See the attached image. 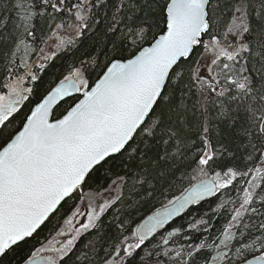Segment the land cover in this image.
<instances>
[{
    "label": "snow or ice",
    "instance_id": "obj_1",
    "mask_svg": "<svg viewBox=\"0 0 264 264\" xmlns=\"http://www.w3.org/2000/svg\"><path fill=\"white\" fill-rule=\"evenodd\" d=\"M2 8L15 19L8 29L0 16V261L46 228L51 236L56 218V235L17 264H264V0ZM89 33L94 51L67 74L52 71L38 92L42 74ZM98 177L106 183L93 188ZM185 178L190 187L173 195ZM218 193L230 219L216 236L169 248L178 227L148 247L173 217ZM158 199L166 203L137 223ZM200 223L188 227H213Z\"/></svg>",
    "mask_w": 264,
    "mask_h": 264
},
{
    "label": "trees",
    "instance_id": "obj_2",
    "mask_svg": "<svg viewBox=\"0 0 264 264\" xmlns=\"http://www.w3.org/2000/svg\"><path fill=\"white\" fill-rule=\"evenodd\" d=\"M8 0H0V16L6 14L8 16V21L6 28L10 29L12 27L13 21L15 19V11H7L5 12L2 8L3 4L7 3ZM37 26H39V21L36 22ZM92 34L89 33L88 36L81 39V43L79 44L78 48L72 53L71 56H69L67 53H61L59 55V58L55 60V62L51 65L48 72L45 74H42V79L37 85V91H42L44 87L47 85L48 81L51 79V73L55 69L59 68L60 70L64 71L65 74H67V67L70 66V63L73 59H80V58H86L87 54L94 51L90 45L92 44L91 39ZM205 39H208L205 37ZM94 59V57H92ZM35 59V57H33ZM103 59V58H102ZM6 81H0V83H3ZM6 90V89H5ZM70 101L66 100L65 102L61 103L59 107L55 109V113L58 116L61 112L64 111L65 108L68 107V104ZM25 110H27L25 108ZM19 120V117L17 118ZM193 174L192 170H189V177ZM211 175V173L209 174ZM115 178V177H113ZM200 177H198L199 179ZM251 177H249L250 179ZM195 182V180H192L191 183ZM100 183H106V181L103 180L102 177L97 178V183L93 184V188L98 187ZM190 185L189 179L185 178L183 180V183H178L176 187L173 189V195H180L181 191H183L184 188H187ZM244 185H242L243 187ZM84 190H90L88 187H85ZM242 194V193H241ZM233 197H235L237 194L235 192L231 193ZM171 197H169L170 199ZM227 199V196H221V194H217L215 197H209L202 200L199 204L192 205L190 208H188L182 216L171 222L167 227L161 229L158 231V234L155 235V239L151 240V244H148V247H153L155 244L162 240V238L167 237L168 232L172 231L175 228L180 227L182 231L180 233H177L176 237H168L170 240V243L167 247L176 249L181 244L184 243V240L186 237L191 236L192 242H199L201 239L206 238L208 234H211L212 236H216L219 231L223 229V227L226 226L227 221L230 219V216L228 213L224 210V208L217 207L218 204H222L224 200ZM78 202V199L76 200V203ZM163 203H166V200H156L152 203L145 206L143 209H141L140 212L136 214V222H138L144 215H146L148 212L161 207ZM72 206V201H69L67 205H65V209ZM238 206V203L236 204ZM228 207H232V205H229ZM215 209V215L216 218L213 219L211 209ZM204 213H209L207 217H204ZM208 220L213 225L212 228L208 230V233L203 232H196L193 229H190L188 227L189 221L192 223H196L197 221H201L200 224H197V228L202 227L203 221ZM63 219H60L57 223L56 218L53 219L51 222V225H55V230L52 232V234L59 228L61 222ZM133 227L135 224L132 225ZM52 236V235H51ZM49 232L46 229L42 230L40 234L35 237L33 240H30L27 244L22 246L20 249H17L14 253H10L8 257H5L2 261H0V264H17L18 261L21 260V258L25 255V253L32 248L33 245L35 247H38L41 243H44L47 241L50 237ZM178 237V239H177ZM88 239L87 236H85L84 239H82L79 242L78 248L81 247L86 240ZM40 241V243H36V241ZM211 242V241H209ZM147 243V242H146ZM139 251V250H138ZM214 254V252H213ZM140 255H143V252H140Z\"/></svg>",
    "mask_w": 264,
    "mask_h": 264
},
{
    "label": "water",
    "instance_id": "obj_3",
    "mask_svg": "<svg viewBox=\"0 0 264 264\" xmlns=\"http://www.w3.org/2000/svg\"><path fill=\"white\" fill-rule=\"evenodd\" d=\"M193 183H196V181L193 182ZM189 187H190V186H189ZM206 198H209V197H206ZM191 206H192V205H189L188 208H190ZM161 207H162V206H161ZM161 207H158V208H161ZM158 208H156V209H158ZM188 208H186V209H185L183 212H181L179 215L173 217L172 220L168 221V223L164 225L163 228L167 227L171 222H173L174 220H176L177 218H179L180 216H182L183 213H184ZM156 209L150 211L149 213H147L146 215H144L141 219H146V217L149 216V215H152V214L156 211ZM141 219H140V220H141ZM140 220H139L138 222H140ZM138 222H137V223H138ZM163 228H162V229H163ZM159 230H161V229H158V231H159ZM43 255H49V254H43ZM249 258L251 259V257H249Z\"/></svg>",
    "mask_w": 264,
    "mask_h": 264
},
{
    "label": "rangeland",
    "instance_id": "obj_4",
    "mask_svg": "<svg viewBox=\"0 0 264 264\" xmlns=\"http://www.w3.org/2000/svg\"><path fill=\"white\" fill-rule=\"evenodd\" d=\"M89 190H84V192L85 193H87ZM77 203H80V201L78 200V202ZM83 218L82 217H77V220L79 221V220H82ZM63 224V221L61 222V224L60 225H62ZM59 230V228L56 230V231H58ZM56 231L52 234V236H54V235H56ZM52 236L48 239V240H50L51 238H52ZM58 239H59V237H58ZM48 240L47 241H45L43 244H47L48 243ZM40 246V245H39ZM38 246V247H39ZM43 254H49V253H43Z\"/></svg>",
    "mask_w": 264,
    "mask_h": 264
},
{
    "label": "flooded vegetation",
    "instance_id": "obj_5",
    "mask_svg": "<svg viewBox=\"0 0 264 264\" xmlns=\"http://www.w3.org/2000/svg\"><path fill=\"white\" fill-rule=\"evenodd\" d=\"M25 83L27 84V81Z\"/></svg>",
    "mask_w": 264,
    "mask_h": 264
},
{
    "label": "bare ground",
    "instance_id": "obj_6",
    "mask_svg": "<svg viewBox=\"0 0 264 264\" xmlns=\"http://www.w3.org/2000/svg\"><path fill=\"white\" fill-rule=\"evenodd\" d=\"M149 213V212H148Z\"/></svg>",
    "mask_w": 264,
    "mask_h": 264
}]
</instances>
